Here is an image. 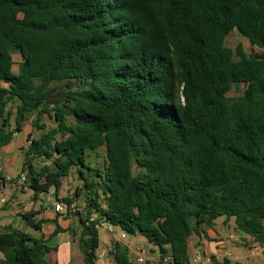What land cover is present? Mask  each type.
Returning <instances> with one entry per match:
<instances>
[{
  "label": "trees",
  "instance_id": "trees-1",
  "mask_svg": "<svg viewBox=\"0 0 264 264\" xmlns=\"http://www.w3.org/2000/svg\"><path fill=\"white\" fill-rule=\"evenodd\" d=\"M232 31L251 54L224 45ZM33 116L24 184L57 200L76 170L61 201H82L64 218L77 226L50 238L69 232L84 264H97L101 223L144 238L160 264H188L190 237L219 218L264 249V0H0V148ZM37 215L19 216L41 231ZM53 250L0 234V264H48ZM109 255L136 264L120 242Z\"/></svg>",
  "mask_w": 264,
  "mask_h": 264
},
{
  "label": "crops",
  "instance_id": "crops-1",
  "mask_svg": "<svg viewBox=\"0 0 264 264\" xmlns=\"http://www.w3.org/2000/svg\"><path fill=\"white\" fill-rule=\"evenodd\" d=\"M23 134L24 139L18 140L19 134H16L11 143L0 148V166L3 169L0 180V234L7 232L11 228L29 234L34 238L43 236L45 241H47V245L54 249L46 256L48 264H82L80 263L81 253L78 245L69 232L60 233L50 238V235L56 229L57 223L59 224V219L57 222L56 213L53 211V204L56 199H50L48 194L45 196L40 195L36 201L31 199L26 204H23L22 201L20 202L21 194L28 187L25 184L20 186L14 182L17 181L20 175L24 174L22 172L18 176H12L10 171L17 165L18 156L16 155V149L25 148L26 138L30 134L29 125L24 127ZM5 177L13 179V183L5 181ZM57 200L62 199L57 198ZM28 211H39V215L35 219L45 221L41 227V231L31 229L19 216ZM216 224L217 222H215L212 229H204V232L199 236L192 235L190 237L188 246L189 261L198 260L200 264L201 261H204L205 264H221L225 260L229 264H254L253 259H258L259 262H264V249L253 246L246 248V236L235 230L232 220L225 223L224 219H221L219 225ZM59 225L62 229H67L69 221ZM98 236L100 242L99 249L102 242L106 243L107 252H102V258L98 256L97 264H113V259L109 255L112 247L111 234L105 229H100L98 230ZM126 239H128L127 236ZM121 243L129 249L132 261V254L134 253L138 256L141 251L144 252L143 257L146 252H150L152 259L159 258L158 249L147 243L142 237H134L133 239H129L128 242ZM237 249L240 251L234 258V250ZM244 252L249 254L244 256Z\"/></svg>",
  "mask_w": 264,
  "mask_h": 264
},
{
  "label": "rangeland",
  "instance_id": "rangeland-1",
  "mask_svg": "<svg viewBox=\"0 0 264 264\" xmlns=\"http://www.w3.org/2000/svg\"><path fill=\"white\" fill-rule=\"evenodd\" d=\"M237 44H242L243 47H244V50L247 54H251L252 53V50L249 46V43L246 39L242 38L236 31H232L231 33H229L225 39H224V45L228 48H231V49H234L236 47ZM21 60V57L18 55V54H15L13 55V61L15 63V66L13 67V72L16 73L17 72V65L19 63V61ZM241 91L238 93V92H235L233 91L230 96L231 97H239L241 96ZM10 108L12 110H14L15 106H10ZM13 119V118H12ZM34 119V116L33 117H29L27 118V121L25 122V126L26 125H29L30 127V123H31V120ZM42 123H44L47 127V129H52L55 127V122L52 118H49L47 116H44L42 118ZM30 133H31V137L32 138H37L40 133L37 132V131H33L31 130V127H30ZM23 131L19 134L18 136V140H22L24 139V136H23ZM57 140H59V137L57 138ZM28 147V143L26 142L25 144V148ZM105 152L106 150L104 148H99L98 151H97V156L95 155H89L86 157V163L90 164L92 167H98V168H102L103 166V163H104V159H105ZM16 155L18 156V159H17V165L15 167H13L11 169V175L12 176H18L20 173H22V165H23V153L19 150V149H16ZM34 164H36L38 167L39 165L41 166L42 165V160L39 159V160H36L34 161ZM79 188L81 187V182L78 178V175H77V172L76 170H74L72 173H71V176L69 178H66L62 181V186L61 188L59 189L58 191V195H57V198L59 199H70L71 197L74 196L75 194V190L76 188ZM33 191L30 190L29 188L21 194V197H20V202L22 201L23 204L27 201H30L32 198H33ZM49 198L50 199H55L53 193H49ZM74 205L76 207H78L80 210L82 209L83 207V203L81 200L79 201H74ZM64 221V218H68V215L66 217H59ZM70 218V217H69ZM222 218H219L216 222L217 224L216 225H219V221L221 220ZM75 219H70L69 220V226L73 224L74 227L77 226V220ZM222 226V225H221ZM216 227H219V226H216ZM111 239H112V243L114 242H128L129 238L128 239H120V237L118 236V232H115V233H112L111 234ZM120 239V240H119ZM106 244V243H105ZM103 242L101 244V248L99 249V253H98V256L100 255H103L102 252L104 251L105 253L107 252V246L105 245ZM245 247L247 248V245H245ZM135 249V248H134ZM239 249L237 250H234V258L239 254ZM136 252V251H135ZM244 256L249 254L247 252H244L243 253ZM133 255V261L135 262V260L137 259V255H135L134 253L132 254ZM2 254L0 253V259L2 258ZM102 258V257H101ZM144 263L143 264H160L159 263V259H152V256H151V253L150 252H146L145 253V256H144ZM234 260V259H233ZM254 261V264H264V262H259L258 259H253ZM77 263H78V260H77ZM80 263L83 264V257L82 255H80ZM201 264H205L204 261H201Z\"/></svg>",
  "mask_w": 264,
  "mask_h": 264
},
{
  "label": "built area",
  "instance_id": "built-area-1",
  "mask_svg": "<svg viewBox=\"0 0 264 264\" xmlns=\"http://www.w3.org/2000/svg\"><path fill=\"white\" fill-rule=\"evenodd\" d=\"M2 167L0 166V180H1V175H2ZM5 181L13 183V179H11L10 177H5L4 178ZM25 182V175H20L19 178L17 179L16 184L18 185H23ZM53 211L56 213V215H61V217L65 216V215H70L72 213H74L76 211V207L74 204H67L62 202L61 200H56L55 203L53 204ZM93 220L91 219L90 222H92ZM95 228L97 230L100 229H105L109 234L115 233L116 231L118 232V236L120 237V239H125L126 235L121 232L118 231L116 228L106 224V223H101L99 226L96 225ZM119 239V240H120ZM144 252H140V255L137 256V259L135 260L136 264H143L144 263V257H143ZM101 257V255L99 256ZM188 264H200L198 260H192L189 261Z\"/></svg>",
  "mask_w": 264,
  "mask_h": 264
},
{
  "label": "water",
  "instance_id": "water-1",
  "mask_svg": "<svg viewBox=\"0 0 264 264\" xmlns=\"http://www.w3.org/2000/svg\"><path fill=\"white\" fill-rule=\"evenodd\" d=\"M63 220L61 218H59V224H62Z\"/></svg>",
  "mask_w": 264,
  "mask_h": 264
}]
</instances>
